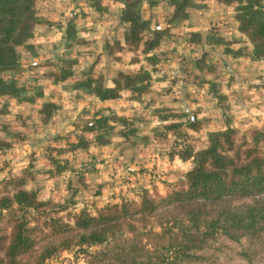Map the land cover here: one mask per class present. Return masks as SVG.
Here are the masks:
<instances>
[{"label": "trees", "instance_id": "16d2710c", "mask_svg": "<svg viewBox=\"0 0 264 264\" xmlns=\"http://www.w3.org/2000/svg\"><path fill=\"white\" fill-rule=\"evenodd\" d=\"M35 1L0 0V102L11 98L18 103L34 102L33 97L23 98L25 88L16 83L22 74L16 50L34 48L24 44V39L30 36L38 21ZM118 1L122 3L121 21L126 24L123 36L126 47L138 49L143 43L141 53L145 54L168 36L167 29L152 28L150 21L142 19V0ZM162 1L173 6L170 21H174L185 19L184 10L194 0ZM149 2L153 5L159 0ZM218 2L237 4L234 18L238 31L252 45L250 57L264 62L262 0ZM145 31L151 36L143 41ZM193 36L198 39V35ZM212 43L219 41L214 38ZM114 50L118 52L121 48L116 46ZM74 66L73 60H66L50 76L58 81H72L75 88L93 94L100 101L117 97L119 83L115 89H106L99 78L77 79ZM119 78L125 79L124 87L132 89L146 77L120 74ZM54 108L53 104L44 102L37 113L47 119ZM0 114H4L1 108ZM93 122V126L86 124L84 128L101 131L95 135L94 142L103 145L108 141L105 135L110 126L100 123L102 119ZM184 180L185 183L173 189L166 199L144 194L137 206L133 201H123L107 205L95 216L85 212L77 216L74 225L66 231L82 232L81 246L99 247L87 255L90 264H264V125L246 131L230 128L211 133L208 146L196 155ZM34 196L18 190L2 198L0 208L15 205L21 209H38L43 205L37 203ZM12 219L16 224L21 222L18 217ZM16 230L13 228L6 237L7 247L2 246L4 260L9 259L10 263L32 247L31 239ZM79 251L87 254L83 248ZM0 264H5L3 258Z\"/></svg>", "mask_w": 264, "mask_h": 264}, {"label": "crops", "instance_id": "0c3cea01", "mask_svg": "<svg viewBox=\"0 0 264 264\" xmlns=\"http://www.w3.org/2000/svg\"><path fill=\"white\" fill-rule=\"evenodd\" d=\"M235 5V3L224 5L215 0H196L184 10L185 19L170 21L174 8L169 3L159 0V3L151 5L149 0H142L140 5L142 19L150 21L152 28L167 29L168 34L157 47L143 54L141 53L143 43L138 49L128 48L124 44L126 24L121 21L120 1L36 0L35 15L38 21L33 26L30 43L34 44L38 53L28 63L34 72L30 77L36 78L37 81L44 79L51 84L53 89L51 91L48 89L45 95L55 103L56 112L45 123L44 137L40 138L41 140L34 141L33 145H31L33 142L15 141L9 152L4 147L0 148V176L18 180L22 175L20 172L24 171L27 164L43 165L47 169V163L44 160L40 161L37 156L40 142L44 145L54 139L50 136L53 131L51 127L55 128V133L70 134L74 130L73 127H77L76 118L79 113L86 114V117L93 114V110L101 113L99 117L110 114L111 127L116 128L113 121L117 118L129 121V118L139 115L142 111L147 114L159 109L174 113L192 112L193 120L203 121L201 122L204 129L194 132L197 137H202L204 131H210V128L213 130L214 126L222 127V123L213 122L220 114L216 95L211 90L213 87H218L226 96L230 111L250 109L255 104L253 93L264 79V62L250 57V43L236 31V24L232 19ZM214 24L217 25L215 31L211 28ZM193 35H198V39H194ZM150 36L149 31L143 32V41ZM70 37H73L74 41L70 40ZM214 37L221 42L212 43ZM79 39L87 52L82 51L76 60H73L75 77L99 78L106 89H115L119 83L116 98L100 101L94 97L89 102L68 99L57 103V99L62 100L64 94L81 92L89 95L86 91L75 88L73 82L70 85L69 82L58 81L50 76L49 71L44 72L50 65L60 64L58 55L62 53H67L68 59H72L70 53L75 55L74 43ZM116 46L121 50L116 52L114 50ZM141 72L146 77L142 82L145 85L142 93V102L145 101L143 105L134 101L133 88L124 87L119 81L120 74L131 76ZM59 85L70 86L65 90L66 93H60L56 88ZM55 95L59 97L56 99L53 97ZM34 108L37 112L38 106L36 108L34 105ZM18 109L16 108L13 113L20 118L23 107L19 106ZM260 114L264 115L263 112ZM154 121L156 120H151L150 124ZM179 121L181 124V119ZM189 133L193 134L192 131ZM92 135H96V131ZM148 135L147 145L143 149L140 148L137 155H134L131 149L118 147L122 142L119 133L112 134L106 145L96 143L92 145L87 154H94L95 182L98 179L97 174L100 177L99 183L104 175L102 169L104 161L117 169L111 162L115 157L123 160L122 163L128 165L131 173H137L136 169L140 168L143 175H152L150 182L153 185L162 183L166 175L181 167L182 163L179 166L176 155L167 154L169 140L163 139L158 145L160 141ZM167 136H171V133L167 132ZM0 140H3L1 133ZM8 157L12 159L11 165L4 162ZM131 158L138 159L137 166L136 162L132 164L129 162ZM30 173L34 180L31 179L29 183H37L38 169L35 168L34 172ZM94 201L97 203L96 198Z\"/></svg>", "mask_w": 264, "mask_h": 264}, {"label": "rangeland", "instance_id": "374dc122", "mask_svg": "<svg viewBox=\"0 0 264 264\" xmlns=\"http://www.w3.org/2000/svg\"><path fill=\"white\" fill-rule=\"evenodd\" d=\"M195 1L196 0L192 3ZM215 1L218 2V0ZM222 4L226 5L225 3ZM262 4L264 5V0H262ZM236 6L237 4L235 7ZM234 14L233 12L232 19L236 24V31L240 33ZM216 26L217 25L214 24L211 28L215 31L217 29ZM214 35H216V33H214ZM32 36L31 32L30 36L24 39V44L34 47L32 51L20 48L16 50L18 66L22 71L16 83L25 88V93L22 95L23 98L33 97L34 102L18 103L12 98L0 102V104H3L0 108L4 113L0 114V130H5L3 131L4 133H1L3 144L0 145V148L4 147L6 150L8 149V152L15 141L20 143L33 142L31 144L33 145L35 143L34 141L43 138L45 131L44 125L56 112L55 107L54 110L51 111L49 118L45 119L43 116H40L37 113L38 110L36 112L34 108L35 105L36 108L38 106L37 109H41V105L44 102H49L54 106L55 103L45 95L48 89V91L53 89L50 86L51 84L44 79L37 81L36 78L30 77L34 72L28 63L31 62L38 53L34 44L30 43ZM242 36L248 41L244 35ZM216 39L218 38L216 37ZM218 41L221 42L220 39H218ZM74 44L76 45L73 51L75 55L70 53V55L73 56L70 60L75 61L77 55H80L82 51H87H85L86 47L83 46L84 44H82L80 39L77 41L75 40ZM250 46L251 51V43ZM68 57L69 55H67V53L58 55V63L60 64H57V66L50 65L47 71L45 70L44 72H55L66 60H69ZM140 74L145 76L143 72ZM119 81L123 85L125 79L122 78L119 79ZM200 81L199 78L198 82ZM62 82H69L71 83L70 85H72V81L63 80ZM70 85H59L56 88L60 93H66L67 91L65 90L69 88ZM259 85L260 86L253 93L255 96V104L252 105L250 109H241L239 111H230V105L226 103V96L218 87H213L211 90L216 95V100L218 101L217 105L220 107V114L213 122H215V124L218 122L220 124L222 123V127L214 126L213 130L210 128V131H204L202 137H197L194 132L197 133L204 129L203 121L197 122L195 119L193 120L192 112L174 113L166 111L165 109H159L158 111L152 112V114H147L142 111L139 115L129 118V121L117 118L113 121V123H116V128L114 126L111 127L112 121H110V114L99 117L101 113L98 111L95 112L94 110L92 111L93 114L89 115L90 117H86L84 113L78 114L76 118L77 127H73L74 130L70 132L71 135L65 134V132L55 133V128L51 127L53 131L50 136L55 140L52 139L49 143L44 145L40 142L37 150V156L40 158V161L44 160V162L47 163V169L43 165L33 166L30 163L31 165L27 164L24 171L22 170L20 172V175H22L18 180L11 177L6 179V177L0 176V204L2 203V198L14 195L18 190H23L29 194L33 193L35 195V201L43 205L35 210L32 208L21 209L15 205L5 209L0 208V258H3L5 264H90L87 255L97 251L99 247L81 246L79 245V238L83 233L80 231L73 233L66 231L68 227L74 225L76 217L86 213L95 216L99 210L107 205L120 204V202L123 201H133L137 206L144 194L156 199H166L167 195L173 189H177L181 184L183 185L185 183V174L193 167L196 155L208 146L211 133L217 130H226L230 128L246 131L252 128L263 127L264 115L260 114V112L264 113V79ZM48 86L50 87L48 88ZM144 86L143 83H136L132 89L135 93V95L132 96L135 98L134 101L142 105L145 103V101L142 102V93L145 89ZM88 94L89 95L81 92L71 95L64 94L62 100L57 99V97H59L58 95L53 97L57 99V103H62L68 99L77 102L81 100L89 102L91 98H94V95ZM202 100L204 101V95L202 96ZM231 102L230 100V104ZM19 106L23 107L21 111L22 116H20V118L13 113ZM179 114H181V116ZM31 118H35V120ZM36 118L38 119L36 120ZM94 119H102L100 123L106 124L105 127L110 126V130H108L107 135H105V139L108 141L103 145L109 142L112 134L119 133V138L122 139V142L118 144V147H122V149H131L134 155H137L138 150L140 148H145L147 145L146 140L149 136L148 134H150L154 140L158 139V141H160L158 145L163 142V139L169 140V151L167 154L176 155L179 159V166L182 163L181 167H177L175 171L166 175L167 177L165 176L162 183L153 185V183L150 182V177L152 175H143L140 168L136 169L137 173H131L128 170V165L122 163L123 160H120V158L115 157L111 159V162L117 166V169L109 166V162L105 163L104 161L102 165L104 175L99 183L98 179H100V177L97 174L98 179L95 182L96 178L93 177L95 171L94 154H87L91 146L95 144V135H92L94 131H88L84 128L86 124L93 126ZM158 119H160V121ZM180 119L181 124L179 121ZM151 120L156 121L150 124ZM127 124H129V126H127ZM191 131L194 135L189 133ZM100 132L96 131V135L100 134ZM167 132L171 133V136H167ZM120 151H118V155ZM10 160L12 159L8 157L4 162H8L9 165H11ZM129 162H131V164L136 162L135 166L138 165L137 158H131ZM118 163H120V165H116ZM1 166H4L3 162ZM35 168L38 169L39 181L30 184L29 181H31V179L34 180L30 172H34ZM95 198L97 203L94 201ZM13 217H18L21 222L16 224L12 219ZM13 228L14 230L17 228L18 232L21 230L23 236L31 239L32 247L29 248L28 252L18 256L14 259L15 261L13 260V262L10 263L8 261L9 259L4 260L5 250L2 248L7 247L8 240H6V237L11 235ZM155 230L158 231L159 228H155ZM1 237H5V239L1 240ZM80 248L86 250L87 254L81 253L79 251Z\"/></svg>", "mask_w": 264, "mask_h": 264}]
</instances>
